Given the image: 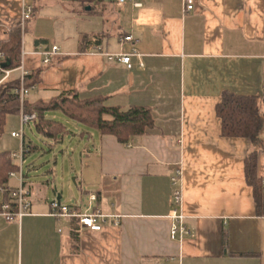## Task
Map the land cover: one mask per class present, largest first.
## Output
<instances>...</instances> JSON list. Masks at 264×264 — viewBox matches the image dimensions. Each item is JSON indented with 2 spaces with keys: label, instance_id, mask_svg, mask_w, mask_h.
Wrapping results in <instances>:
<instances>
[{
  "label": "crops",
  "instance_id": "0c3cea01",
  "mask_svg": "<svg viewBox=\"0 0 264 264\" xmlns=\"http://www.w3.org/2000/svg\"><path fill=\"white\" fill-rule=\"evenodd\" d=\"M29 4L33 14L23 27ZM18 22L22 65L40 70L26 96L32 106L75 92L122 109L149 108L153 123L122 142L49 110L47 117L66 125L52 138L39 133L37 119L23 124L20 112L9 114L0 153L24 149L25 159L21 164L12 155L18 168L9 172L7 187L0 186V206L9 201V189L23 184L31 207L12 221L0 213V264H264V202L246 176V158L256 150L263 196L264 0H194L191 10L187 0H0V41ZM128 35L132 40H123ZM54 45L59 50L45 63ZM125 53H132L131 68L115 57ZM20 74L21 68L10 78ZM6 81L0 71V85ZM225 93L258 98L263 126L257 142L225 135L218 114ZM26 129L56 142L69 133L88 138L78 187L87 204L82 198L64 203L71 189L59 193L50 181L40 179L38 186L29 178L26 155L38 147L26 141ZM175 188L191 232L178 239L170 237ZM60 194L76 213L97 211L108 221L92 230L78 216L53 215Z\"/></svg>",
  "mask_w": 264,
  "mask_h": 264
},
{
  "label": "trees",
  "instance_id": "16d2710c",
  "mask_svg": "<svg viewBox=\"0 0 264 264\" xmlns=\"http://www.w3.org/2000/svg\"><path fill=\"white\" fill-rule=\"evenodd\" d=\"M91 4L93 0H79ZM102 1V0H97ZM93 6V5H92ZM22 27L18 22L12 27L8 37L0 41V51L6 55V66L16 69L21 63L22 54ZM40 70L28 72L23 84L31 88L40 80ZM19 78L8 79L0 85V130L11 113L24 111L35 113V121L39 133L48 137L57 138L65 133L66 125L63 121L46 116L47 111L60 110L67 116L86 122L103 133H110L126 142L133 134L144 133L153 123L151 110L146 107L132 106L122 109L118 106L105 104L102 97L81 99L78 93H62L47 103L38 102L32 106L26 97L21 101ZM218 114L223 121L225 135L244 136L257 142L263 126V114L257 97L237 96L225 93L222 102L218 105ZM32 146V145H31ZM25 148V147H24ZM258 152L251 151L246 158V176L248 182L255 187L257 199L264 202V195L258 193L260 179L257 177ZM18 165L14 163L12 152L0 153V186L7 187L8 175L16 170Z\"/></svg>",
  "mask_w": 264,
  "mask_h": 264
},
{
  "label": "built area",
  "instance_id": "2783aa9c",
  "mask_svg": "<svg viewBox=\"0 0 264 264\" xmlns=\"http://www.w3.org/2000/svg\"><path fill=\"white\" fill-rule=\"evenodd\" d=\"M120 2H123L124 0H118ZM194 7V0H187V9L191 10ZM33 14V5H26L25 9L22 13L21 18V24L24 27L27 20L31 18ZM123 40H132V36L128 35L123 38ZM59 50V46L54 45L53 51H46L45 56V63H48L51 61V54L56 53ZM132 53H125V54H117L115 57L125 63L129 68L132 67V61H131ZM6 55L4 52L0 51V70L3 71L6 75L5 78H7L12 70L6 69L3 67V62L5 61ZM141 66L143 64L141 63ZM22 75H21V81L22 85L19 91L21 94V99L23 100L25 94H27L28 89L24 87L23 85V79L24 75L27 73L26 70L22 67ZM37 119V116L35 113H25L22 111L21 113V120L23 124L30 123L32 121H35ZM13 135L20 136V132H13ZM13 157H17L21 164L24 162V149L21 151V153H13ZM11 175H15L16 172H11ZM21 182L24 181L22 171H20L19 174ZM173 184L177 185L178 178L176 176L173 177ZM10 192V199L9 201L1 204L0 206V213L6 217L7 220L12 221L14 219H19L22 215L27 213L30 210L31 207V191L26 188L23 184H21L18 188H11L9 189ZM182 201V193L179 188H175L173 194H172V203H173V210H172V218L174 219L172 227H171V233L170 237L172 239H178L185 235L190 234V230L187 228L185 223L183 222V215L179 211V205ZM52 214L57 217L62 216H71L75 215L79 217V220L81 224L84 227L90 228L92 230H101L103 228V225L108 221V216L105 214H101L99 212H90V213H84L79 214L76 213L69 205L62 204L59 200L56 198L52 201ZM113 218L116 216L113 215ZM115 223V221H114Z\"/></svg>",
  "mask_w": 264,
  "mask_h": 264
},
{
  "label": "rangeland",
  "instance_id": "374dc122",
  "mask_svg": "<svg viewBox=\"0 0 264 264\" xmlns=\"http://www.w3.org/2000/svg\"><path fill=\"white\" fill-rule=\"evenodd\" d=\"M25 134L26 141L29 142L31 139L38 147L26 155L27 163L24 169L29 174V178L38 183V186L41 184L40 179L45 183L50 180L53 186L52 189H54L55 184L58 185L56 192L59 193L66 191L67 188L71 189L73 196L68 198L64 194V203H71L70 200H73L71 204H74V199L81 200L82 198L84 203L87 204L88 196L81 194L78 187L83 165L88 158V153L85 151L86 146L89 145L88 138L81 139L80 136L69 133L61 141L56 142L39 136L38 133L31 134L28 129H26ZM49 141L53 142L49 143ZM49 170L54 171L50 172ZM78 175L79 177L76 180ZM51 194H54V190H51Z\"/></svg>",
  "mask_w": 264,
  "mask_h": 264
},
{
  "label": "bare ground",
  "instance_id": "6f19581e",
  "mask_svg": "<svg viewBox=\"0 0 264 264\" xmlns=\"http://www.w3.org/2000/svg\"><path fill=\"white\" fill-rule=\"evenodd\" d=\"M21 57H23V52H22V54H21ZM5 61H6V58H5ZM5 61L3 62V67L6 68V69H9V70H12L11 73H10V75H9L7 78H5V75H6V74H5L3 71L0 70V71L4 74V78L7 79V80L10 79V76H11V74H12V72H13L14 70H17V69L22 68V67L24 68V70H26L25 67L22 65V64H23V62H22V58H21V63H20V65H19L16 69L8 68V67L6 66V62H5ZM26 71H27V70H26ZM28 72H29V71H27L26 74H28ZM26 74H25V75H26ZM21 75H22V69H21V74H20V77H19V80H20L21 85H22ZM25 75H24V77H25ZM23 80H24V79H23ZM21 85H20V87H21ZM23 85H24V84H23ZM24 87H25V86H24ZM25 88H26V87H25ZM31 88H32V87H31ZM31 88H27V89H28V92H29V90H30ZM19 89H20V88H19ZM28 92H27V94H28ZM27 94H25L23 100L25 99V97L27 96ZM20 98H21V94H20ZM23 100L21 99V101H23ZM21 113H22V112H21Z\"/></svg>",
  "mask_w": 264,
  "mask_h": 264
},
{
  "label": "water",
  "instance_id": "95a60500",
  "mask_svg": "<svg viewBox=\"0 0 264 264\" xmlns=\"http://www.w3.org/2000/svg\"><path fill=\"white\" fill-rule=\"evenodd\" d=\"M90 8V7H89ZM50 181V180H49ZM51 184V183H50ZM57 188H58V185L57 184H55L54 185V190L55 191H57ZM60 198H61V194L60 195H58V197H57V200H59L60 201Z\"/></svg>",
  "mask_w": 264,
  "mask_h": 264
}]
</instances>
